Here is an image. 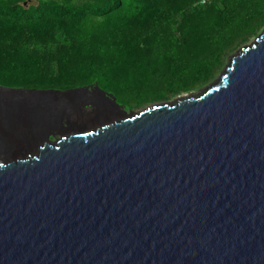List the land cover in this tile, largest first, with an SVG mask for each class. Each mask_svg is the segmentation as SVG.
Masks as SVG:
<instances>
[{"label": "water", "instance_id": "water-1", "mask_svg": "<svg viewBox=\"0 0 264 264\" xmlns=\"http://www.w3.org/2000/svg\"><path fill=\"white\" fill-rule=\"evenodd\" d=\"M83 95L109 107L64 130ZM120 108L0 86V264H264V30L201 93Z\"/></svg>", "mask_w": 264, "mask_h": 264}, {"label": "trees", "instance_id": "trees-1", "mask_svg": "<svg viewBox=\"0 0 264 264\" xmlns=\"http://www.w3.org/2000/svg\"><path fill=\"white\" fill-rule=\"evenodd\" d=\"M263 30L264 0H0V86L98 85L136 111L214 83Z\"/></svg>", "mask_w": 264, "mask_h": 264}, {"label": "rangeland", "instance_id": "rangeland-1", "mask_svg": "<svg viewBox=\"0 0 264 264\" xmlns=\"http://www.w3.org/2000/svg\"><path fill=\"white\" fill-rule=\"evenodd\" d=\"M29 1L31 3H36V0H29ZM253 41H251L250 43H252ZM250 43H248V44H250ZM219 77H218V79H219ZM204 89H202V91ZM199 93H201V90L199 92H195L194 94H199ZM183 96H185V95H183ZM183 96H181V97H183ZM95 97L96 98L98 97L97 98V100H98L97 102L98 103L97 104L95 103L94 105L92 103H87V97L84 96V95L83 96H78L77 98L72 100V104H74L75 106H78L79 110L74 112V114L72 115V118L69 120L70 123H68L67 121H64V123H63L64 127H65L64 130H71V128L77 129V128H81L83 126H91V125H93L95 123V121L97 120L98 116L100 115L101 110L102 109L104 110L107 107H109V105L105 101H103V99L101 97H99L97 95ZM90 106H91V109L89 108ZM140 110H136L134 112H137V111H140ZM114 111H115V114H116V116L118 118L123 116L125 114V111L128 112V113L130 112L128 110L124 111L123 108L114 109ZM58 132H59V129H52L51 130V134L53 136H58Z\"/></svg>", "mask_w": 264, "mask_h": 264}, {"label": "built area", "instance_id": "built-area-1", "mask_svg": "<svg viewBox=\"0 0 264 264\" xmlns=\"http://www.w3.org/2000/svg\"><path fill=\"white\" fill-rule=\"evenodd\" d=\"M214 0H201V4L208 5L211 4Z\"/></svg>", "mask_w": 264, "mask_h": 264}, {"label": "flooded vegetation", "instance_id": "flooded-vegetation-1", "mask_svg": "<svg viewBox=\"0 0 264 264\" xmlns=\"http://www.w3.org/2000/svg\"><path fill=\"white\" fill-rule=\"evenodd\" d=\"M89 108H91V106Z\"/></svg>", "mask_w": 264, "mask_h": 264}]
</instances>
